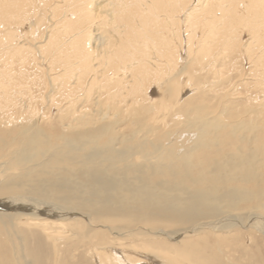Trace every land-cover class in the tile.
<instances>
[{
  "label": "rangeland",
  "instance_id": "374dc122",
  "mask_svg": "<svg viewBox=\"0 0 264 264\" xmlns=\"http://www.w3.org/2000/svg\"><path fill=\"white\" fill-rule=\"evenodd\" d=\"M238 60V69L233 71L219 62L214 74L222 69V78L210 70L202 72L200 67H192L191 75L197 74L191 83L198 87L197 92L186 93L184 102L166 112L164 118L155 113L160 106L151 112L147 106L149 111L137 104L129 105V115L120 114L118 124L100 121L98 127L106 124V132L83 135L79 143L87 141L88 145H79L76 150L75 144L68 141V132H63L62 124L66 122L58 119L65 106L54 85H46L47 79L37 70H29L23 87L27 95L20 97L29 108L22 107L13 117L0 116V155L3 161L13 156L21 159L14 166L26 167L29 174L36 172L39 179L54 178L52 184L36 180L19 186L17 191L46 201L44 218L52 219L47 215L52 210L49 205H54L66 211L63 216L74 220H66L61 237L57 235L52 241L38 227L1 219L0 262L15 264L12 252H5L3 246L8 241L6 231L16 230L24 245L21 264H96L92 246L84 238L102 247L121 245L118 248L126 249L134 257L131 260L136 257L134 264H162L159 252L181 259L185 255L190 264H264V84H259L250 64ZM193 79L200 86L202 83V88L193 84ZM215 82L223 84V89ZM50 94L59 100L57 108L50 105ZM95 96L89 102L80 99L77 105L92 110ZM37 111L48 113L46 118L51 116L49 128L45 123L31 128L35 118L32 113ZM93 143L97 149L111 146L114 151L105 154L99 150L100 154L86 156L93 153ZM130 169L142 174L133 185L117 187L106 181L109 172ZM95 170L100 175L98 182L92 178ZM20 179H0V190L17 185ZM51 185L54 192L47 193ZM14 193L2 197L13 198ZM0 203L10 211V202L0 199ZM174 215L179 217L172 218ZM258 220L262 226L256 224ZM102 222L111 231L100 227ZM127 224L129 232L125 231Z\"/></svg>",
  "mask_w": 264,
  "mask_h": 264
},
{
  "label": "bare ground",
  "instance_id": "6f19581e",
  "mask_svg": "<svg viewBox=\"0 0 264 264\" xmlns=\"http://www.w3.org/2000/svg\"><path fill=\"white\" fill-rule=\"evenodd\" d=\"M239 58L251 65L253 74L260 79L256 80L261 82L259 84H264V0H0V116L13 117L23 110L22 107L29 108L24 106L20 97L27 95L24 93V83L28 80L27 76H30L29 70H37L47 79L46 85H54L56 94L65 106L60 110L58 119L66 122L62 121L63 132H68L71 138L68 141L75 144V150L79 145H88L87 141L79 143L83 139L81 137L106 132V124L98 127L100 121L118 124L117 117L120 114L129 115V105L147 106L151 112H155L156 107L160 106V111L155 113H161L164 118L166 112H171L184 102L182 99L186 93H193L198 89L196 85L200 86L196 84L199 77L196 81V78L193 79L196 87L191 83L197 74L191 75L194 67H200L202 72L210 70L209 73L212 71L214 74V68L219 67L220 62L223 68L228 70L230 67L233 71L238 69L236 63L239 64ZM221 70L214 75L222 78ZM217 84L221 87L223 85ZM201 85L203 86L202 83ZM42 86L44 87V83ZM35 90L37 91L36 88ZM92 95H96V101L92 104L94 109L77 105L78 100L88 101ZM128 97L130 100L127 101ZM30 99L33 100L31 97ZM37 100L39 101L38 98ZM50 105L57 108L60 102L54 97ZM197 105L196 107L199 106ZM145 109L144 111L148 110ZM47 114H40L39 111L32 113L35 118L31 128L42 123L49 128L52 118H46ZM97 146L93 143V153L86 156L100 154L99 150L105 154L114 151L111 146L105 149H97ZM3 159L0 155V179H21L17 185L0 190V199L10 202L8 205L12 204L8 206L10 211H7L0 203V220H17L18 224L38 227L47 238L56 241L57 235L67 227L66 220L73 221L74 217H65L64 209L49 205L52 210L46 215L52 219L44 218L47 210L44 207L48 203L38 198L25 197L21 191H17L19 186L33 184L36 180L52 184L54 178L49 176L39 179L35 171V174H29L26 167H15L19 160L15 156L5 161ZM19 161L21 163V159ZM108 174V180H105L117 187L133 185L142 177L138 170L131 169ZM99 177L95 170L92 178L97 181ZM49 192H54V188L47 191ZM13 193L16 194L13 198L2 197ZM200 195L201 193L198 196ZM27 201L28 203H24ZM178 217L179 215H174L172 218ZM127 221L131 224L130 219ZM17 223L15 226L18 227ZM104 224L102 222L99 226L111 231ZM129 224L125 231L129 232ZM256 224L262 226L260 220ZM15 232L6 231L8 241L3 248L6 249L5 252H12L15 264H21L25 259L22 255L24 245L18 232ZM115 236H118L117 232ZM84 240L92 246L90 250L96 264H134L132 261L136 260V257L131 260L134 257L126 249L118 248L121 245L117 243L102 247L97 243H89L88 239ZM163 253H158L162 264L191 262L184 258L185 255L181 259Z\"/></svg>",
  "mask_w": 264,
  "mask_h": 264
}]
</instances>
